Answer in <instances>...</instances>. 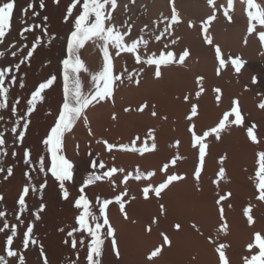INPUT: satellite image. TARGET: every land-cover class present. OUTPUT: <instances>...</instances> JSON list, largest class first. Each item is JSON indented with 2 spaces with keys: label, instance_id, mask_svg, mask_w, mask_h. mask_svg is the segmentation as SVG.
<instances>
[{
  "label": "bare ground",
  "instance_id": "6f19581e",
  "mask_svg": "<svg viewBox=\"0 0 264 264\" xmlns=\"http://www.w3.org/2000/svg\"><path fill=\"white\" fill-rule=\"evenodd\" d=\"M174 1L169 0L172 8L175 7ZM218 1V18L215 19V27L208 25L207 35L221 48V56L226 62L223 69H220L215 49L206 46L202 35L204 25H195L199 17L193 12H179L175 7L180 23L165 31L172 16L169 4L167 10L165 7L158 9L159 0H118L119 10H115L112 21L105 22L106 27L115 24L120 32L125 33V43L130 44L141 38L147 43H140L135 54L120 51V54L116 55V52L108 49L113 62V77L118 75L121 80L114 81L111 97L90 105L73 123L71 130L64 133L58 155H63L73 165L72 179L65 181V188L69 192L67 199L63 197L58 182L51 175L50 146L45 145L40 138V126L48 128L49 136L50 129L55 126L59 113L63 110V78L57 76L54 84L42 93L43 101L37 103L30 116L27 115L30 107L28 101L39 84L46 82L47 76L45 79L32 77L22 81H17L11 76L5 79L9 94L8 106L0 109V134L6 140V144L0 148V152L5 153L0 156V169H4L0 171V195L4 197L0 201V212L5 213V216L0 217V256L5 257L7 264H19L17 257L7 255V237L12 235L13 227L16 234L11 247L23 257L25 264H44L45 258L47 264H77L72 242L64 237L66 235L61 234L62 230L59 232L61 228H58L62 224L57 228V222L62 215V218L72 216L77 220L83 210L75 208L74 203L81 194L88 198L90 211L100 218L101 223L103 215L99 211L101 205L97 203V199L113 201L106 209V214L115 229L116 249L120 255L117 257L113 250L114 256L105 254L100 264H221L217 251L221 244L234 245L235 249H240L241 245L252 241V233L257 227L252 232V224L250 226L242 219L241 212L237 216L233 215L234 211L230 215V212H227L222 218L214 206L205 202L208 200L201 191L203 185L199 191L195 177L197 170L202 171L204 175L219 172L222 166L218 169V165L222 159L214 162L210 153L205 150V160L201 168L199 145H195L193 131L196 135L203 136L205 132L217 127L224 114L231 112L234 101H239L243 106L242 110L246 109L248 111L244 112L253 115L252 120L255 119L256 122L258 119V122L264 124V108L260 107L264 104V82L261 77L256 84L253 80H245L231 63L234 58L259 63L258 66L255 64L256 66L243 67L241 71L261 72L264 75V41L259 35L264 32V26H261L259 21H251L255 27L249 33L250 21L249 18L245 19L249 9L244 0H232L231 8L228 6L229 0ZM32 2L37 10L41 30V34L35 38L36 42L38 38L39 43L45 46L59 43L61 46L67 45L68 41L60 37L61 33L66 31L67 35L71 36V31L75 30L74 20L82 11L83 0L77 4L71 17H66V10L73 0L63 1L64 9L49 17L48 10L52 0ZM176 2L182 4V0ZM254 3L264 8V0H254ZM41 4L44 7H40ZM226 10L231 20L225 16ZM251 11L255 13V9ZM129 27L130 34L127 32ZM46 31L50 34H44ZM16 34L17 32L10 30L4 42L0 44V49H3L4 54L7 52V56L11 55L8 45ZM173 40L176 43L173 44ZM101 43L88 41L80 49L84 52L81 60L88 69L87 72L78 73L84 94L93 92L96 88L90 74L103 70L104 58L99 46ZM185 50L189 52V56L180 64L179 57ZM169 53L173 54L174 62L161 65L162 76L157 79L154 75L156 66L147 65L144 61L150 58L159 59ZM137 54L141 57L140 63L136 62ZM192 56L200 61L197 73H191L186 67L189 57ZM48 69L55 72L54 63L50 62ZM201 77L202 80L199 79ZM137 80L139 84L136 83ZM15 85L23 86L17 91ZM216 89L220 91L217 92ZM217 96L220 97L219 101ZM144 105H147L144 111H139ZM193 106L197 107V115L189 120ZM48 107L55 110V116L49 120L46 117ZM153 112L156 113L155 116L152 115ZM234 119V115L229 116V122L222 130L220 139H216L213 133L204 143L207 139H210L208 143H211V137H214L220 149L222 148L223 155H227L233 165L235 164L234 167H237L233 168L237 175V170L249 149L245 148L247 144L241 143H244L245 139L241 142L239 139L243 135L246 139L249 138L246 135L250 126L236 125L232 123ZM17 122L28 124L26 130L23 126L20 127V134L24 135L22 142L15 140L11 131L13 127H17ZM255 122H252V126H256ZM258 130L256 128V131ZM263 131L261 134H264ZM260 133L258 131V134ZM153 144L155 149L151 150ZM107 145L115 147L109 150ZM250 147L252 152L254 151L253 154L259 153V147L254 143L250 144ZM133 148L137 151H132ZM26 152L30 153V164L25 163ZM41 157L43 171L40 169ZM225 157L223 159H226ZM174 159L176 163L173 165ZM237 162L239 168L236 166ZM101 164L104 165L103 168L100 167ZM165 165L168 166L166 171ZM12 166L22 171L24 176H7V168ZM112 169L117 171L111 176L106 175ZM150 173L153 175L149 176ZM170 175H179L184 179L169 184L159 197L153 191H149L145 197V188L158 187L167 182ZM137 176L140 178L137 179ZM209 179L211 182V177ZM89 180L92 181L91 184ZM45 183L46 187H42ZM25 186L29 187V195L25 198L26 209L22 211L18 199ZM33 188L36 190L33 191ZM80 189H84V192L81 193ZM117 197H122L121 202L125 206L123 212L115 202ZM42 205L44 208L40 211ZM37 214L39 219L36 218ZM225 222L228 226L226 232L222 230ZM177 224L180 225L179 230L175 227ZM28 227H32L31 240L35 243L30 241L25 247ZM149 228L151 231H148ZM106 230L105 227L103 231ZM165 235L171 241L170 246L164 242ZM111 239H106L110 245ZM157 248L162 249L160 254L150 258ZM230 251L233 252L234 249Z\"/></svg>",
  "mask_w": 264,
  "mask_h": 264
},
{
  "label": "snow or ice",
  "instance_id": "6c2138e0",
  "mask_svg": "<svg viewBox=\"0 0 264 264\" xmlns=\"http://www.w3.org/2000/svg\"><path fill=\"white\" fill-rule=\"evenodd\" d=\"M54 2L58 3L59 0H54ZM135 2V0H133ZM244 2L247 4V7L249 9L247 15L250 21V25L248 28V32L251 33L254 30L255 25L251 24V21H259V24L261 26H264V8H261L260 5L254 3V0H244ZM81 0H73V2L68 6L66 10V17H71L73 14V10L76 8L77 4H80ZM208 3L210 5L215 4V0H208ZM110 6V8H109ZM229 8L232 7V0H229L228 4ZM29 7H32L29 5ZM40 7H44L43 4L40 5ZM15 8V0H9V2H3L0 4V44L4 42L5 37L8 35L10 29H11V21L13 18V12ZM117 8V0H83L82 3V11L81 13L75 18L74 20V26L75 30L71 31L70 39L67 42V54L68 58L63 60V110L59 113V118L57 122L55 123V126L50 129V135L47 139L43 141L45 145L50 146V151L52 155V166H51V175L54 177V179L58 182L59 188L62 191V195L65 199L69 197V192L65 188V181H69L72 179V168L73 165L70 163L63 155H58V153L61 150V144H62V137L65 132L70 131L73 123L80 118L83 111L87 109L90 105H92L94 102L99 103L103 101L106 97H111L113 92V83L114 81L121 80L120 76L113 77V62L110 58L108 46L111 44L115 49H117L116 55L120 54V51H126L131 53H136L138 45L140 43H144L146 45V41L141 38L140 40H134L130 44L125 43V33H122L119 31V29L115 26V24H110L106 27L105 22L106 21H112L113 16L112 12L115 11ZM252 9H255V13L251 11ZM225 16H228V11H225ZM229 20H231V17L228 16ZM215 19V16L209 17L208 21L203 26V31L205 33L204 40L208 44H212L213 41L210 36L207 35L208 32V25ZM180 23L179 20V14L176 11L175 7L172 9V16L170 19V22L168 26L165 28V31H168V28L172 25H176ZM191 26V25H190ZM30 28H25L24 31L28 32L31 31ZM128 34L131 32V28L129 27L127 29ZM23 35V33H21ZM260 39L264 41V32H261ZM157 39H160V37H157ZM93 41L94 43L97 41L102 42L99 46L101 47V50L103 52V58H104V65L103 70L95 73L90 74L92 82L96 85V88L93 92H90L88 94L82 93L81 90V80L78 76V73L81 71L87 72L88 69L85 67L84 62L79 57V50L82 49L86 42ZM37 43H39V39L37 38ZM172 43H176L175 40L172 41ZM246 43V41H245ZM36 47L35 45L32 47V49L27 53V57L31 58L33 53L35 52ZM215 54L217 58L219 59L220 69H223L225 67V59L221 56V49L219 46L215 47ZM12 55H15V53H12ZM4 53L0 52V58H3ZM189 56V52L187 50L183 51L182 55H180L178 63L183 64L185 62V58ZM136 62H141V57L137 54L135 56ZM24 61L22 60L21 63ZM174 62V56L173 54L169 53L166 56H161L159 59L156 58H150L144 61L147 65H155V72L154 75L157 79L161 78L162 72H161V65H166L168 63ZM232 65L235 68V71L237 73H240L241 69L244 67V61H242L240 58H234L231 60ZM19 66H17L18 68ZM220 69L217 70V74H219ZM11 72L12 69H6V70H0V109H5L8 106V94L9 89L5 86V79L6 75L5 72ZM131 78V77H130ZM57 77L55 75H52L50 78L46 80V82L40 83L38 86V89L34 91L31 94V99L28 101V104L30 107L28 108L27 115H31V113L35 110L36 105L38 102L43 101L42 93L49 89L54 82L56 81ZM199 79H203L202 77ZM253 82H256L255 78ZM13 83H15V80L13 79ZM137 84H139V80L136 81ZM23 85H21L22 87ZM217 92H219V89H216ZM187 99V97H185ZM220 97L217 96V100L219 101ZM147 105H144L139 109V111H144V108H146ZM261 108H264V104L260 105ZM153 116L156 115L155 112L152 113ZM197 115V107L193 106L191 108V115L188 117L189 120H191L193 117ZM234 115L235 119L232 121V123L236 125H242L244 122V119L241 115L240 107H239V101H234V106L231 110V112H227L224 114L223 119L220 121L217 127L213 128L210 132H205L203 136H198L193 131V138L195 145H199V161H200V167H203L205 155V150L207 149L208 145L204 143V140L215 133L216 139H220V134L222 130L226 128V125L229 122V116ZM115 118V117H113ZM23 119V117H21ZM86 119V118H85ZM17 127H19V123L17 122ZM17 127L12 128L13 133H17ZM24 129L26 130L28 127V124L25 123L23 125ZM254 127H248L247 129V135L251 139L253 143H259V140L257 139V136L254 133ZM194 129V125H193ZM19 141L24 140V135L19 134L18 135ZM154 139V137H153ZM107 144V142L105 141ZM6 144L5 137L0 134V148H2ZM108 149L111 150L114 145H107ZM155 149V144L152 145V149ZM124 151H127L129 149H122ZM132 151H137V149H131ZM145 150H150L145 148ZM5 153L0 152V156L4 155ZM259 156V171L256 173V177L259 181L258 183V190H259V196L258 199L261 201H264V151H261L258 153ZM25 163H32L30 159V153H25ZM176 163V160H172V164L174 165ZM221 163H223V160H221ZM95 167V165H94ZM101 168L104 167L103 164L100 165ZM167 165L164 166V170H167ZM40 169L41 171L44 170V164H43V158H40ZM0 171H4V169H0ZM117 169H112L110 172L106 173V175L111 176L113 173H115ZM13 174L12 168H7V176H11ZM26 175H28L26 173ZM153 175L152 173L149 174V176ZM218 175L223 178L225 175V170L221 168L219 170ZM195 177L197 180L200 178V170H197L195 172ZM137 179L140 177L137 176ZM29 179L31 177L29 176ZM99 179V177H97ZM184 179V177L179 175H170L167 179V182L161 183L158 187L154 189L145 188L144 195L147 197L149 191H153L157 197L161 195V192L165 190L169 184H171L174 181H179ZM126 182V180H125ZM92 181L89 180V184H91ZM42 187H46V183L42 185ZM33 191L36 189L33 188ZM80 192L83 193L84 189H80ZM29 195V187L25 186L22 189V194L20 195L18 199V204L20 206V209L23 211L26 209V200L25 198ZM231 195L230 193L228 194ZM227 197L221 196L220 200L217 201L220 203V201H223ZM4 197L0 195V201H2ZM122 197H117L115 202L119 204L120 210L124 211V203L121 202ZM97 203L100 204L99 211L103 215L102 223L99 222V217H97L95 214H93L90 211V201L88 198L81 194L78 199L75 200L74 207L77 209H82L83 211L77 218V223L79 225V229H73V231L69 232L68 235L72 236L73 233L77 230L81 232H86L87 236L90 237V244L89 252L87 254V261L88 264H100V257L103 253V246L105 243V240L108 237H111V245L113 250L115 251V255L119 257L120 253L116 249V239H115V229L111 226L109 223V219L106 214V209L108 206L113 203L111 200H103L100 201L99 198L97 199ZM44 206L42 205L40 207V211H43ZM161 208H163V205H161ZM251 212V208H248L245 210V215L248 218L249 223L253 222L252 216L249 214ZM221 217L223 218V208L220 209ZM125 218H127V214L124 213ZM5 216L4 212H0V217ZM37 219H39V215L37 214ZM5 227H7V223H5ZM107 228L106 231H103L104 228ZM176 229L179 230L180 225L177 224ZM227 223L225 222L223 224L222 230L227 231ZM148 231H151L149 228ZM16 234L15 227L12 228V235L7 237V245L8 251L7 255L9 257H17L19 260V264H25L24 259L22 256H19L16 251L12 250L13 245V237ZM32 235V227L27 228L26 232V239L24 240V246L27 247L29 242L35 243V241L31 240ZM255 244H249L248 249L251 251L253 247H257L259 249L258 255H253L250 259L245 258V264H264V236H261V234L256 233L254 236ZM164 242L165 244L171 245V241L169 238L165 235L164 236ZM81 244H83V240L80 241ZM72 246L76 247V241H72ZM225 245L221 244L219 248L217 249L219 253V259L221 261V264H229L228 259L224 252ZM162 251L161 248H157L155 251L151 253L150 258L157 257L160 252ZM0 264H7V261L5 260L4 256H0ZM44 264H47V259L45 258Z\"/></svg>",
  "mask_w": 264,
  "mask_h": 264
},
{
  "label": "rangeland",
  "instance_id": "374dc122",
  "mask_svg": "<svg viewBox=\"0 0 264 264\" xmlns=\"http://www.w3.org/2000/svg\"><path fill=\"white\" fill-rule=\"evenodd\" d=\"M63 1H65V0H59V2L56 3V2H54V0H52L51 6L49 7V10H48V17L53 15V13H55L54 15H56V13H58L60 10L64 9V2ZM3 2H9V0H0V4H2ZM158 4H159L158 9H162L164 7H165V9H167L166 8V7H168L167 4H169L168 8L170 9V11L172 13L173 8L171 7L169 0H159ZM177 4H178V2H176V0H175L174 6L178 9L179 12H181V10H188L189 12H191V13L193 12V14H195L199 17L198 23H195L196 26H197V24L198 25H204L208 21L209 17H211L213 15L215 16V19L218 18V12L220 9L218 0L215 1L214 5H210L208 3V0H191V1L190 0H182V4H184V5H182L180 3L178 5ZM29 5H31L32 7H29ZM117 5H118V0H117ZM115 10L118 12L119 8L118 9L116 8ZM116 11L112 12V16L114 15V12L116 13ZM51 12H52V14H51ZM156 12H159V11H156ZM245 16L247 17L245 19H248V15H245ZM215 19L213 20L214 22L212 21L209 25H212L215 27ZM26 27L30 28L32 30L25 32L24 29ZM10 30L17 32L15 37H13L11 40V44L8 45L10 47L9 51L11 52V55L7 56L8 53L6 52V54H4V56H3V58H0V70H6L9 68L12 69V71L10 73L7 71L5 72L6 78H8V76H11L14 79H16L17 81L31 79L32 77L38 78V79H45L46 76H47V78H50L52 75H55L56 77L61 76L63 78V60L68 58L67 45L61 46L59 43L60 46L56 45V44L45 46V45H42L40 43L38 44L36 42L35 38L41 34V30L39 27V17L37 14V10L35 9V6H34L32 0H15V8H14V12H13V18L11 21V29ZM47 32L48 31L44 32V34H47ZM21 33H23V35H21ZM48 33L50 34V32H48ZM202 35L204 38V35H205L204 31H203ZM60 37H62L63 40H65V41H68L70 39V37L67 35L66 31H63L61 33ZM18 38H20V39L18 40ZM21 38H22V40H21ZM23 40H25V41H23ZM205 44H206V46L210 47L211 49H215V47L218 46V44L215 45L214 42L212 44H208L205 41ZM34 45L36 47V50L33 53V55L31 56V58H28L27 53L32 49V47ZM108 49L111 50L112 52H117V49H115L111 44L108 46ZM0 52H3V49H0ZM12 53H15V55H12ZM78 54H79L80 59L84 57V52L82 50L81 51L79 50ZM22 60L24 61L23 63H21ZM50 62L54 63V71L55 72H52L50 69H48V64ZM198 63H200L199 59H197L194 56L189 57V60H188L187 65H186L187 70H190L191 73H197V70H199V68H198L199 64ZM255 64L259 65V63H256V62L252 63V62L246 61V62H244V67H246V66L249 67V65H255ZM17 66H19V67L17 68ZM240 73H241L240 76L242 78H244L245 80L246 79L247 80L248 79L254 80V78H255L256 82H258L259 78L261 77L262 81L264 82V75L261 72H257V73H255V72H243V70H242ZM256 82H254V84H256ZM21 89H22V87L20 85H15V90L19 91ZM42 96L44 97V95H42ZM239 107H240L241 115L244 119V122L242 125H246V127H248V126L252 127V122L253 121L255 122V119L252 120L253 115H251L250 111L248 112L250 114H247L246 112L248 110H246V109H244V110H246V112H244V110H242L243 106H241L240 104H239ZM54 116H55L54 108L48 107L47 112H46L47 119L49 120ZM258 121L259 120L256 119V122H255L256 126L254 127V133L260 142L258 144L257 143H254V144L256 145V147H259V149H257V152H261V150L264 151L263 150V148H264V134H261L262 131L264 130V128H263L264 124H261V122H258ZM257 124H261V125H259L260 127L257 126ZM22 126H23V123H20L19 127H17V133L13 134V138L15 140H18V135L20 134V127H22ZM40 127L42 128V130H40V133H41L40 138H41V141H44L45 139L48 138V136H47L48 128H46V126H40ZM258 127H259V130H258ZM256 128L259 131V133H260V130H262V129L263 130L261 131L260 134H258V131H256ZM263 133H264V131H263ZM246 136L248 137V135H246ZM211 138H212L211 143H208V142H210V139H207V141H206L207 143L205 142L208 145L206 152L210 153L212 160L216 163H217V161H220L221 159L223 161L227 160V161H225L226 165L224 163H222V165H221V161L219 162V165H218V169L221 168L220 166H222V168L225 169L226 173H225L223 178H221V177L219 178V175H218L219 172H217V171L215 172L216 174L215 173H213V174L209 173L211 175H208V174L204 175L203 172L200 171V173H201L200 178H199V180H196L197 186L199 188L198 190L200 191V188L203 187L201 189V191L204 192L203 193L204 198L206 200H208L205 202H207V204L214 206L218 213H220L221 208H223V214L230 212L229 213V215H230L234 211L233 215L237 216V214H239L241 212L240 214L243 216L242 219H245V221L250 226L252 224V226H251L252 232L257 231L256 233L260 232L261 236H264V234H263L264 233V230H263L264 229V220H263L264 219V201H261L258 199V196H259L258 183H259V181L256 177V173L259 171V163H258L259 156H258V153L253 154L254 151L252 152L253 149L250 147V144H253V143L250 142L251 139H249V138H248L249 140L246 139L244 137V135H243V137H240V139H239L240 142L244 141V139H245V141H249V143H247L245 141H244V143L241 142L242 144H245V145L247 144V147H245V148L249 147V149H247L248 151H246L247 156L243 159V162L245 160V163L243 164L242 160L239 162V163L242 162L243 166H242V164L240 166L238 162H237L238 164L236 163L237 164L236 166H238V168L240 166V168H241V169L239 168L237 170V172L239 171V174L236 175L235 174L236 171L233 170V168L237 169V167L236 168L234 167L235 164L233 165V163L231 162V160L228 158V156L226 154H225L226 157L223 155L224 152L221 151L222 148L220 149V146H219L218 142L215 140V138L214 137H211ZM248 144H249V146H248ZM262 146H263V148H262ZM249 150H250V152H249ZM220 151L223 152L222 155H220V153H221ZM220 156L222 158H220ZM223 157H225L226 159H223ZM229 162L232 164H230ZM223 164H224V167H223ZM225 166H227V167H225ZM11 168L13 170V173H15V174L18 173V175H15V174H12V175H14L16 177L24 176L22 171H20V170L18 171V168L13 167V166ZM207 176H208V178L206 179ZM209 177H211V182L209 181L210 180ZM219 179H220V181H219ZM212 181H214V182H212ZM236 183H237V185H236ZM200 186H202V187H200ZM229 193L231 194L230 196L228 195ZM221 196H225L227 198L224 199L223 201H220V203H218L217 201L220 200ZM233 196H234V198H233ZM236 197H237V199H236ZM239 201L241 203H239ZM249 207L251 208V212L249 214L252 216V218L254 220L252 223H249L248 218L245 215V210L248 209ZM244 215L246 217H244ZM62 216L60 217V219L57 222V223H59V224H57L58 225L57 228L59 227L60 224H62L58 228V230L61 228L59 232H61V230H62V232H64V234L62 232H61V234L66 235L64 237L69 238L71 240V242L73 240L76 241V247L72 246V249L76 253L75 256H76L77 264H88L86 257H87V254L89 252L88 245L90 244L91 238L87 236L86 232L82 233L79 230L75 231L72 236L67 235L69 232L73 231V229H79V225L77 223V220H75L72 216L71 217H67V216L63 217L65 219H63ZM254 225H256V226L254 227ZM256 227H257V230H254ZM259 230H261V231H259ZM254 233H252L253 239L255 236ZM252 236H251V238H252ZM253 239L251 242H247V243L241 245L240 249L239 248L235 249L234 245L231 246V245L226 244L225 248H224V252H225V255L228 259V262H230L231 264H243V263L245 264V258L250 259L253 255H258L259 249L257 247L256 248L253 247L251 249L250 253L248 252L249 249H247L248 245L250 243L255 244V240H253ZM81 240H83V244L80 243ZM233 249H234V251L231 252L230 250H233ZM107 253L113 255L112 254L113 248H112V245H110V243L107 240H105V243L103 246V253H102V256L100 257V262H102L104 255ZM247 253H248V256H247ZM233 257H235V258H233Z\"/></svg>",
  "mask_w": 264,
  "mask_h": 264
}]
</instances>
